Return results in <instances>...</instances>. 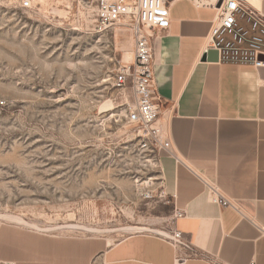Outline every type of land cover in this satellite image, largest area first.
I'll return each instance as SVG.
<instances>
[{
  "label": "rangeland",
  "instance_id": "obj_1",
  "mask_svg": "<svg viewBox=\"0 0 264 264\" xmlns=\"http://www.w3.org/2000/svg\"><path fill=\"white\" fill-rule=\"evenodd\" d=\"M96 12L0 0V264H101L132 233L169 234L160 151L114 83L136 22L101 32Z\"/></svg>",
  "mask_w": 264,
  "mask_h": 264
},
{
  "label": "crops",
  "instance_id": "obj_2",
  "mask_svg": "<svg viewBox=\"0 0 264 264\" xmlns=\"http://www.w3.org/2000/svg\"><path fill=\"white\" fill-rule=\"evenodd\" d=\"M243 1L264 16V0ZM216 14L176 0L168 30H153L158 125L170 143L158 166L171 227L126 236L101 264H264V68L214 60ZM209 185L233 206L214 202Z\"/></svg>",
  "mask_w": 264,
  "mask_h": 264
},
{
  "label": "built area",
  "instance_id": "obj_3",
  "mask_svg": "<svg viewBox=\"0 0 264 264\" xmlns=\"http://www.w3.org/2000/svg\"><path fill=\"white\" fill-rule=\"evenodd\" d=\"M176 0H97V27L105 32L114 29L122 20L134 25V61L123 66L114 83L119 89L130 85L134 92L135 108L129 113L131 123L140 124L158 146L169 150L158 125L161 104L155 93L153 30H168L170 7ZM198 8L217 11L208 38V51L218 54L220 63L253 65L264 68V16L248 8L243 0H194ZM23 7H30L29 1ZM213 201L223 207L233 206L218 189L209 185ZM162 197L165 195L162 191ZM172 241L182 242V234L174 233Z\"/></svg>",
  "mask_w": 264,
  "mask_h": 264
},
{
  "label": "water",
  "instance_id": "obj_4",
  "mask_svg": "<svg viewBox=\"0 0 264 264\" xmlns=\"http://www.w3.org/2000/svg\"><path fill=\"white\" fill-rule=\"evenodd\" d=\"M213 53H214V55L216 56V59H214L215 61H217L218 60V54H217V52H214V51H212ZM207 60H209L208 58H207Z\"/></svg>",
  "mask_w": 264,
  "mask_h": 264
}]
</instances>
